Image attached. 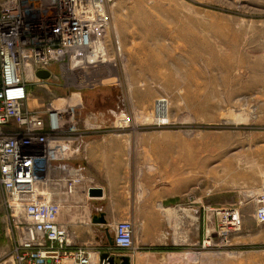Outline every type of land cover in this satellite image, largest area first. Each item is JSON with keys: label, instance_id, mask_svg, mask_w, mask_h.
Instances as JSON below:
<instances>
[{"label": "rangeland", "instance_id": "1", "mask_svg": "<svg viewBox=\"0 0 264 264\" xmlns=\"http://www.w3.org/2000/svg\"><path fill=\"white\" fill-rule=\"evenodd\" d=\"M83 12L114 68L98 59L99 67L88 63L84 73L63 70L64 78L31 83L29 106H58V98L79 93L80 121H97L95 135L124 145L128 180L117 182L120 195L135 183L155 208L179 210L167 244L145 243L158 241L160 232L149 234L129 219L133 247L113 244L109 253L128 256L130 264H192L197 255L199 264H264V222L257 219L264 208V0H102ZM77 59L72 68L81 65ZM25 73L34 77L30 65ZM78 202L61 210L70 235L80 226L79 212L69 210ZM224 209L240 221L226 232ZM186 214L199 224L194 242ZM128 218L125 212L120 220ZM18 231L0 186V264H30ZM87 247L91 258L99 253V264L102 252Z\"/></svg>", "mask_w": 264, "mask_h": 264}, {"label": "built area", "instance_id": "2", "mask_svg": "<svg viewBox=\"0 0 264 264\" xmlns=\"http://www.w3.org/2000/svg\"><path fill=\"white\" fill-rule=\"evenodd\" d=\"M75 3L0 0V186L19 228V246L31 252L30 264H47L48 260L91 264L87 246L71 247V236L59 214L79 195L93 198L89 194L95 188L93 181L84 165L73 162L85 158L82 154L88 138L101 129L82 124L80 105L65 103L66 111L58 110L53 101L44 109L29 106L31 83L64 78V69L82 72L90 67L86 62L78 68L71 66L73 58L84 56V46L95 45L99 37L88 26L86 18L93 21L84 10L76 13ZM79 39L85 42L81 44ZM25 63L32 68L34 80L26 77ZM41 70L50 76L39 78ZM257 213V219L264 222V208ZM222 214L224 228L240 225L238 212L224 209ZM133 236L132 221L119 220L114 227L115 248L131 249Z\"/></svg>", "mask_w": 264, "mask_h": 264}, {"label": "crops", "instance_id": "3", "mask_svg": "<svg viewBox=\"0 0 264 264\" xmlns=\"http://www.w3.org/2000/svg\"><path fill=\"white\" fill-rule=\"evenodd\" d=\"M93 116L97 119L99 118L95 113L91 114V117ZM91 117H89V120H91ZM90 122H95V124L87 125L86 120L82 119V124L87 127H101L95 120H91ZM100 132L98 131L97 134ZM99 137L98 135L92 137V140L87 145L85 158H81V161L73 163H80L84 167L86 166V175L93 181L95 188L103 190V196L89 199L79 195L77 197L80 204L73 206V208L68 207L70 211L74 213L79 212L81 216L79 230H76L74 235H70L71 240L78 239L79 244L90 246L91 249L99 250L100 252H115L114 247L110 244L113 241L111 232L113 226L127 212L128 219H131L135 226L136 224H141L149 234L154 233L155 230L160 232L158 241L147 240L145 243L167 244V229L169 225L177 223L179 210L177 208H155L152 203L142 200L143 190L135 183L133 186L129 183L127 195H120V184L117 182L128 180V174L125 173L121 166L124 163L120 160L122 156H125L126 150L118 138L114 140L111 135H106L103 138ZM122 206L123 214L121 215ZM61 213L59 221L62 223ZM100 214L104 215L106 222L94 223L93 216H99ZM184 219L187 229L191 228L192 241L194 242V237L198 240L199 224L197 218L186 214ZM175 243V240L172 239V244ZM98 255L99 253L97 252L93 255L92 264H98L96 263ZM194 261L195 264H199L198 255L195 258L192 256V264H194ZM47 264L55 263L48 260Z\"/></svg>", "mask_w": 264, "mask_h": 264}, {"label": "bare ground", "instance_id": "4", "mask_svg": "<svg viewBox=\"0 0 264 264\" xmlns=\"http://www.w3.org/2000/svg\"><path fill=\"white\" fill-rule=\"evenodd\" d=\"M102 5V0H76V3H75V9L76 11L79 10L81 11L82 9L84 11H89L90 9H93V8H98V7H101ZM87 21V19H86ZM88 22V21H87ZM90 25V24H89ZM96 24L94 25H91L93 27H95ZM97 28V26L95 27ZM98 33V31H97ZM99 35V34H98ZM97 41H98V44L96 45H92L90 47H87V46H84V56L81 58V60H78L77 61L75 60V64L77 63H89L90 66H95L99 63H103V64H109L108 66L113 69L114 68V65H111L110 62H107L105 60V56H106V52H105V47H104V43L102 40H100V38L98 37L97 38ZM78 42V41H77ZM82 44V43H81ZM89 46V45H88ZM68 49V48H66ZM70 49V48H69ZM99 56H102V57H99ZM99 59V63L97 64H93V62L95 63L97 60ZM106 61V62H105ZM98 62V61H97ZM73 64V65H75ZM101 64V65H103ZM25 66V72L28 70V66L29 64L25 63L24 64ZM98 66V65H97ZM99 67V66H98ZM104 67V65H103ZM92 68V67H90ZM95 68V67H94ZM32 69V68H31ZM106 69V67H105ZM65 70V69H64ZM96 70V69H95ZM85 71V70H84ZM68 71L65 70V73L66 74ZM74 72V71H73ZM77 72V71H76ZM75 72V74H76ZM84 73V72H82ZM86 73H88V71H86ZM109 74V73H108ZM74 75V74H73ZM85 75V74H84ZM83 75V76H84ZM114 75V72H112L111 74L108 75V77ZM75 76V75H74ZM73 76V77H74ZM77 76V75H76ZM75 76V77H76ZM114 78V77H113ZM35 78L33 77L32 80H34ZM107 79V77H106ZM92 85V84H91ZM80 100H81V97H80V94L79 93H74L72 95V97H70L69 99H64V98H58L57 99V102H58V106L56 105V103H53L54 105H56L58 108V110H62V111H66V109L64 107H66L65 103L69 104V105H79L80 104ZM66 101V102H65ZM65 102V103H64ZM68 111V110H67ZM259 190V189H258ZM223 231L226 232L227 231V227L223 228ZM91 264H92V258H91Z\"/></svg>", "mask_w": 264, "mask_h": 264}, {"label": "water", "instance_id": "5", "mask_svg": "<svg viewBox=\"0 0 264 264\" xmlns=\"http://www.w3.org/2000/svg\"><path fill=\"white\" fill-rule=\"evenodd\" d=\"M37 76L42 79H46L50 76V73L48 71H39L37 72ZM90 196L92 197H102L103 196V190L101 188H92L89 191ZM93 222L94 223H105V218L103 214H100L99 216H93ZM111 246L114 244L112 241ZM100 263L101 264H130V258L128 256L124 255H112L109 252H102L100 254Z\"/></svg>", "mask_w": 264, "mask_h": 264}]
</instances>
